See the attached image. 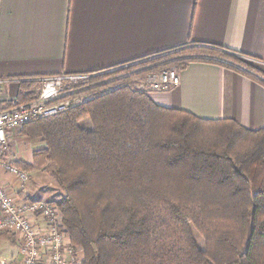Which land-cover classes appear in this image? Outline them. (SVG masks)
Returning <instances> with one entry per match:
<instances>
[{
	"label": "trees",
	"instance_id": "obj_1",
	"mask_svg": "<svg viewBox=\"0 0 264 264\" xmlns=\"http://www.w3.org/2000/svg\"><path fill=\"white\" fill-rule=\"evenodd\" d=\"M192 61L245 69L264 85L244 55L208 43L148 64L182 70ZM150 70L102 84L112 74H97L83 82L93 92L85 101L30 118L22 135L46 145L32 164L15 163L47 169L62 188L56 203L82 264H264V127L162 106L138 88Z\"/></svg>",
	"mask_w": 264,
	"mask_h": 264
},
{
	"label": "crops",
	"instance_id": "obj_2",
	"mask_svg": "<svg viewBox=\"0 0 264 264\" xmlns=\"http://www.w3.org/2000/svg\"><path fill=\"white\" fill-rule=\"evenodd\" d=\"M189 41L238 51L264 72V0H0V79L7 81L0 108L37 98L44 77L100 74ZM178 71L181 84L151 92L155 102L203 118H232L252 130L264 127V85L253 72L206 61ZM45 145L42 137L16 130L2 157L32 164L34 151ZM27 171L22 193L54 200L42 170ZM0 180L18 187L1 169Z\"/></svg>",
	"mask_w": 264,
	"mask_h": 264
},
{
	"label": "built area",
	"instance_id": "obj_3",
	"mask_svg": "<svg viewBox=\"0 0 264 264\" xmlns=\"http://www.w3.org/2000/svg\"><path fill=\"white\" fill-rule=\"evenodd\" d=\"M158 56L161 55L155 57ZM95 75L63 73L44 77L43 87L35 100L0 108V169L18 184L17 188L9 187L0 180V234L14 235L19 264H82L84 261L83 251L72 243L63 227L57 203L32 200L24 195L21 187L30 180V172L14 161L4 159L2 152L9 133L22 129L30 118L48 116L79 104L73 95L81 89L71 86ZM6 82L0 79V101ZM180 84L181 75L177 69H152L138 80V88L150 93L165 92ZM88 87L86 85L84 89ZM8 260L0 256V264H9Z\"/></svg>",
	"mask_w": 264,
	"mask_h": 264
},
{
	"label": "rangeland",
	"instance_id": "obj_4",
	"mask_svg": "<svg viewBox=\"0 0 264 264\" xmlns=\"http://www.w3.org/2000/svg\"><path fill=\"white\" fill-rule=\"evenodd\" d=\"M177 57H178L177 55L173 56L172 58L168 59L167 61L174 60ZM179 57H181V56H179ZM155 58H158V57H155ZM148 63H149L148 60L145 62L135 63L136 68H131L134 64H130V65L122 66V67H115V68L111 69L110 71H106L104 73H101L102 75H109V74H112V75L101 80L100 83L101 84L102 83H108L109 81H112L113 79L119 78L121 76H126V75L128 76V75H130L136 71L153 69L154 65L157 62L156 63H150V64H148ZM85 81H88V80H85ZM71 87H76L78 89H81V90H79L78 93L73 95L74 101L75 102L79 101L78 103L85 101L93 93V92L88 93L87 90L90 87L84 89V87H86V84H83L82 81L78 84L72 85ZM83 124L90 127V128L92 127L88 120L84 121ZM40 177L44 181L43 183L46 184L49 188H51L53 190L54 200H51L49 202L58 201L61 198V196L63 195L62 188L58 185V183L55 181V179L53 178V176L50 174V172L47 169H42ZM46 202H48V201H46ZM7 234H8L7 236H4V235L2 236L0 234V255L1 256L4 255L3 257H6V255L11 257V259L8 260L9 264H19V261L17 259L18 258V247H17V244L15 242V237L11 233H7ZM195 237H196V240H197L199 246L204 247V241H203V238L201 237V235L196 232ZM76 246H78V245H76ZM81 250L83 251L82 248H81Z\"/></svg>",
	"mask_w": 264,
	"mask_h": 264
}]
</instances>
